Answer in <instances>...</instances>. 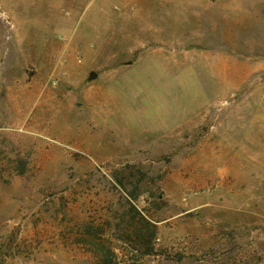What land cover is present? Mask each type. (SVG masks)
<instances>
[{
	"label": "rangeland",
	"instance_id": "1",
	"mask_svg": "<svg viewBox=\"0 0 264 264\" xmlns=\"http://www.w3.org/2000/svg\"><path fill=\"white\" fill-rule=\"evenodd\" d=\"M150 2L0 0V264H264V0Z\"/></svg>",
	"mask_w": 264,
	"mask_h": 264
},
{
	"label": "crops",
	"instance_id": "2",
	"mask_svg": "<svg viewBox=\"0 0 264 264\" xmlns=\"http://www.w3.org/2000/svg\"><path fill=\"white\" fill-rule=\"evenodd\" d=\"M128 3L130 2L129 9H127L128 12L133 13L135 9L137 8L136 6L139 7L141 10L140 12H143V14H148L150 12L152 13H158L160 12V8H158V4H153L150 1L151 0H126ZM149 2V3H148ZM151 3V4H150ZM197 10L198 8L204 4L205 7L207 8L210 4V0H195ZM154 5V6H151ZM202 9V7H201ZM3 38H4V27L1 26L0 24V52L2 51L3 48ZM14 76L12 74L6 75L3 74L0 71V102L6 101L10 104H34L37 96H43L45 94V102H48V98H51V95L48 94V91L45 87V92L43 90H38L37 92H32L30 90V84L31 83H38V81L34 80L36 79L35 77H31L28 72H25L19 80L21 83L22 90L21 93H15L13 90V80ZM52 78V73L49 74V76L45 77V83L47 85L48 80ZM3 85H7V90L6 92H3ZM11 85V86H10ZM4 95V96H3ZM19 102V103H18Z\"/></svg>",
	"mask_w": 264,
	"mask_h": 264
},
{
	"label": "trees",
	"instance_id": "3",
	"mask_svg": "<svg viewBox=\"0 0 264 264\" xmlns=\"http://www.w3.org/2000/svg\"><path fill=\"white\" fill-rule=\"evenodd\" d=\"M150 227L153 226L152 223H148ZM154 231H152L151 236H153ZM101 264H119V262L116 260L115 253L110 248H106L102 251L101 254Z\"/></svg>",
	"mask_w": 264,
	"mask_h": 264
},
{
	"label": "water",
	"instance_id": "4",
	"mask_svg": "<svg viewBox=\"0 0 264 264\" xmlns=\"http://www.w3.org/2000/svg\"><path fill=\"white\" fill-rule=\"evenodd\" d=\"M96 72H92V74H91V76H92V78H94V77H96Z\"/></svg>",
	"mask_w": 264,
	"mask_h": 264
}]
</instances>
